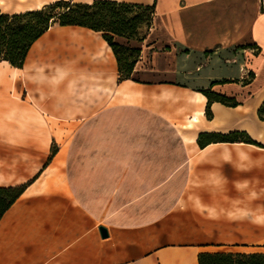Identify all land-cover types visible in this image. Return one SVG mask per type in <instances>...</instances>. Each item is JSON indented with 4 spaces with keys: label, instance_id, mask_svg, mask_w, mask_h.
Instances as JSON below:
<instances>
[{
    "label": "crops",
    "instance_id": "crops-1",
    "mask_svg": "<svg viewBox=\"0 0 264 264\" xmlns=\"http://www.w3.org/2000/svg\"><path fill=\"white\" fill-rule=\"evenodd\" d=\"M115 1L154 6L142 40L114 36L140 48L130 77L104 33L80 25H51L22 67L0 60V187L26 185L0 218V264L264 253L263 1ZM207 91L238 104L214 100L208 118ZM231 132L255 143L198 142Z\"/></svg>",
    "mask_w": 264,
    "mask_h": 264
},
{
    "label": "trees",
    "instance_id": "trees-1",
    "mask_svg": "<svg viewBox=\"0 0 264 264\" xmlns=\"http://www.w3.org/2000/svg\"><path fill=\"white\" fill-rule=\"evenodd\" d=\"M264 3V0H262ZM140 9V13L132 11ZM153 5L119 2L115 0H94L91 3L73 0H57L39 9L22 13L8 14L0 11V60H8L12 65L22 67L33 42L51 25H80L96 31H102L112 46L120 67L122 77H130L140 53V48L115 40L121 36L129 40H142L138 29L145 13H149L148 26L151 22ZM208 104L206 114L212 117L210 104L217 100L230 106L238 104L229 98L211 91L206 92ZM260 119L264 120V102L258 110ZM242 137L244 141L255 143L244 132L228 134L202 133L198 138L200 145L212 141H234ZM26 185L0 187V218L6 209L24 191ZM199 264H264V253L237 252H202Z\"/></svg>",
    "mask_w": 264,
    "mask_h": 264
},
{
    "label": "bare ground",
    "instance_id": "bare-ground-1",
    "mask_svg": "<svg viewBox=\"0 0 264 264\" xmlns=\"http://www.w3.org/2000/svg\"><path fill=\"white\" fill-rule=\"evenodd\" d=\"M185 128L187 131H185V139L188 141V143H193L195 141V130H196V117L192 120H189Z\"/></svg>",
    "mask_w": 264,
    "mask_h": 264
},
{
    "label": "rangeland",
    "instance_id": "rangeland-1",
    "mask_svg": "<svg viewBox=\"0 0 264 264\" xmlns=\"http://www.w3.org/2000/svg\"><path fill=\"white\" fill-rule=\"evenodd\" d=\"M140 12H141L140 9H136V10L132 11V14L140 13ZM148 19H149V13H145L144 16H143V21H142V23L140 24V27H139V29H138V34H139V35H143V34H144L145 27H146V25H147ZM186 123H187V122H186ZM186 123H185V125H186ZM185 131H187L186 128H185Z\"/></svg>",
    "mask_w": 264,
    "mask_h": 264
},
{
    "label": "water",
    "instance_id": "water-1",
    "mask_svg": "<svg viewBox=\"0 0 264 264\" xmlns=\"http://www.w3.org/2000/svg\"><path fill=\"white\" fill-rule=\"evenodd\" d=\"M101 230H102V233H103L104 235L107 234V230H106L105 228H102Z\"/></svg>",
    "mask_w": 264,
    "mask_h": 264
}]
</instances>
